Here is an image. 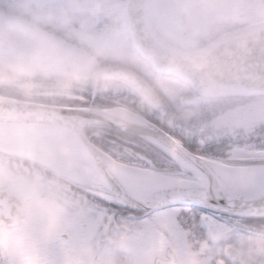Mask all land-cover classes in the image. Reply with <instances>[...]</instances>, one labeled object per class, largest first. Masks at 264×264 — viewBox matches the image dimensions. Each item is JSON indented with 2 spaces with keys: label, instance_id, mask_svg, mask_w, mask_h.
I'll return each mask as SVG.
<instances>
[{
  "label": "flooded vegetation",
  "instance_id": "flooded-vegetation-1",
  "mask_svg": "<svg viewBox=\"0 0 264 264\" xmlns=\"http://www.w3.org/2000/svg\"><path fill=\"white\" fill-rule=\"evenodd\" d=\"M206 1L210 0H177L176 2L167 0L164 8L168 12L167 15L185 21L178 41L175 36H171L172 39L169 40L162 29L154 24L155 21L153 22L149 14L150 7L153 5L160 10L161 6L157 0H148V22L151 32L171 50L189 57L199 54L208 55L224 41L252 35L264 28V0H212L208 6ZM96 2L97 0H0V14H3L4 20V39L7 31L9 40L18 41L8 46L0 44V48L6 49L5 51L0 49V57L31 59L32 64L37 65L39 74L52 76L74 71L93 49L99 50L98 60L103 61L110 55L122 53L127 55L136 67V34L131 30L127 16L129 0H99L103 11L90 12L89 5ZM49 14H55V17L52 20L45 19ZM195 15L197 20L194 18ZM38 18L42 23L40 26H34ZM201 20L203 24L200 28ZM57 25L62 26L57 27ZM186 37L194 38L198 44L193 47L192 54L187 53L189 47L184 46L180 49L178 46V43ZM146 56L151 57V55ZM167 74L168 72L154 69L153 76L159 77L156 81V91L161 101L158 105L159 109L149 106L145 108L152 122L166 132L170 130L168 128H174L173 120L166 117V110L181 113L183 107L181 99L169 98L171 95L164 83ZM26 76L21 83L13 85H20V91L27 94L14 92L8 94L9 97L15 99L21 97L22 99L19 100L38 102L39 100L32 97L39 98L41 95L30 94L33 89L34 92L41 91L46 96L54 93L56 96L71 97L69 94L46 91L43 84L51 83L50 80L38 81L29 73ZM36 82L38 86H33ZM212 92L208 96L200 95L204 101L205 98L210 100L206 102L202 100L198 107L199 114L203 120L205 119L200 131L202 144L206 142L203 133L206 124L210 122V117L213 128L212 140L217 143L223 141L224 152H227L230 146L251 147L264 143V112L256 124H252L253 121L249 118L240 123L235 122L233 118L237 113L251 109L254 104L264 106L263 89L251 91L243 87L235 90L216 88ZM71 93L79 95L75 98L91 101L98 92L94 94L93 89H80ZM133 93L135 94L134 91ZM178 105L180 108H177ZM210 105H213L212 112L207 111ZM85 133L98 148L100 146L92 140V137L108 135V132H90L87 129ZM168 133L177 139L175 132V135ZM24 143L31 150L22 149L24 156L21 157H26L31 162L34 173H40L41 177L46 176L43 180L47 185H53L55 190L53 195L45 193L40 195L39 204L48 206L53 197L56 198L57 203L65 202L62 208L52 206L48 208H54L53 211H46V215L50 214L49 218L53 217L52 221L60 225L59 228L51 230V234L57 236L55 240L58 243L53 249L52 264H60V262L62 264H186L181 252L175 249L177 245L165 241L171 238V231L159 226V228L144 227L135 220L119 216L113 219L110 212L105 211L107 205L96 197L108 196L106 182L100 178L98 172H95L83 153L77 158L71 154L72 148L83 149L78 140L70 138L64 142L55 139H36L24 141L22 145ZM59 147L66 148L70 152L65 154L62 151L61 155H58L51 150ZM100 149L105 151L103 148ZM2 154L8 155L7 163L13 164L11 157L16 155ZM202 223L205 225L203 228L189 225L179 229L182 232L183 245L192 258L188 264H197V261L200 262L199 264H243L241 257L245 251V241L250 239L253 233L262 234L259 226L264 224V217L237 215L227 224H222L224 226L212 220ZM111 238L120 240L122 244L111 245L109 242ZM229 250L231 257L228 255ZM169 253L175 258L170 259Z\"/></svg>",
  "mask_w": 264,
  "mask_h": 264
},
{
  "label": "water",
  "instance_id": "water-1",
  "mask_svg": "<svg viewBox=\"0 0 264 264\" xmlns=\"http://www.w3.org/2000/svg\"><path fill=\"white\" fill-rule=\"evenodd\" d=\"M127 16L131 29L136 34V46L144 53L152 55L155 67L162 70H177L187 77L193 90L200 95H208L216 88L235 90L240 87L251 91L264 90V85L257 81L264 78V28L248 36L231 39L220 43L208 55L217 72L209 81L211 90L202 82L190 66L189 57L183 56L164 45L151 32L148 22V0H129ZM4 40V20L0 14V41ZM2 44V43H0ZM4 45V44H3ZM4 51L5 48H0ZM170 65V66H166ZM45 90H53L51 83H44ZM80 90V89H77ZM75 90V91H77ZM96 93V91L94 90ZM153 107L159 109L160 96ZM149 106V105H148ZM87 128L113 129L133 134L163 151L168 156L183 158L186 148L158 125L145 118L121 110L60 107L46 104L16 100L0 96V130L12 132L57 131L69 135L71 139L80 142L83 153L95 172L104 182L106 176H117L125 173L129 166L124 165L95 146L86 136ZM0 151L24 156L21 149L5 148L0 145ZM4 191H0L3 193ZM238 216L264 217V204L241 202L238 205ZM231 257V250L228 251ZM169 258L173 259L169 253Z\"/></svg>",
  "mask_w": 264,
  "mask_h": 264
},
{
  "label": "snow or ice",
  "instance_id": "snow-or-ice-1",
  "mask_svg": "<svg viewBox=\"0 0 264 264\" xmlns=\"http://www.w3.org/2000/svg\"><path fill=\"white\" fill-rule=\"evenodd\" d=\"M185 148L191 155L182 159L158 157L161 168L130 165L121 175L106 176L108 196L96 198L113 219L152 227L167 217L172 229L203 228L207 220L227 224L241 202L264 204V143L227 152L223 141L214 140Z\"/></svg>",
  "mask_w": 264,
  "mask_h": 264
},
{
  "label": "clouds",
  "instance_id": "clouds-1",
  "mask_svg": "<svg viewBox=\"0 0 264 264\" xmlns=\"http://www.w3.org/2000/svg\"><path fill=\"white\" fill-rule=\"evenodd\" d=\"M90 12L99 13L103 11L99 0L89 5ZM55 14H49L45 19L52 20ZM42 21L38 18L34 26H40ZM62 25H57L61 27ZM8 33L5 32V39L0 43L8 46L18 43L17 40H9ZM99 50H91L84 58L81 65L70 73L48 76L43 74L45 79H49L55 93L68 94L77 89H93L100 94L107 93L115 88H128L135 92L140 103L149 106L154 105L158 99L156 91L157 76L149 75L145 79L130 62L127 55L116 53L108 56L102 63L97 62ZM190 66L197 70L194 74L204 82L206 91L211 90L209 81L223 69L216 68L210 58L204 54L189 56ZM33 63L29 59L24 66L12 61L0 66V86L19 84L27 74V68ZM170 66V65H166ZM259 85H264V78L257 81ZM5 160L9 159L5 155ZM13 164H19V168L14 167V171H19L26 176H34L31 162L26 157L16 155L11 157ZM7 167V165H5ZM41 171H43L41 169ZM39 179H46V176ZM63 201L57 203L55 197L48 206H41L30 194L10 193L5 191L0 193V264H20V257L17 255L18 243L23 239L25 230L32 227V221L37 215L46 213L48 207L55 206L62 208ZM56 221L45 222L40 226L37 239L33 242L34 248H39L43 238L50 230L59 228ZM262 234L253 233L250 239L245 241V251L241 257L243 264H264V224H261Z\"/></svg>",
  "mask_w": 264,
  "mask_h": 264
},
{
  "label": "rangeland",
  "instance_id": "rangeland-1",
  "mask_svg": "<svg viewBox=\"0 0 264 264\" xmlns=\"http://www.w3.org/2000/svg\"><path fill=\"white\" fill-rule=\"evenodd\" d=\"M177 0H175L176 2ZM210 1H206V6H208ZM154 2V1H153ZM160 2V3H159ZM157 3L161 6L160 10H157L155 6L151 5L149 14L151 15V18H153V22L155 21V25H157L159 28L162 29V32L171 40V36H175V39L180 41L181 32L184 28L185 21H180L179 19H174L173 17H169L167 14V10L164 9L167 5V0H157ZM190 8V6H189ZM192 8V7H191ZM194 14V13H193ZM155 18H154V16ZM202 15V14H201ZM196 19V15L194 16ZM194 19V20H195ZM197 20V19H196ZM157 21V23H156ZM203 24V20L200 21V28ZM127 32V30H126ZM129 32V29H128ZM197 46L196 40L194 38H183L181 43H178V46L180 49H183L184 46L189 47L188 52L189 54H192L194 52L193 47ZM15 61L19 63L21 66H24L28 60H22L14 57H0V64L2 66L4 63H9ZM104 61V60H103ZM103 61L98 60V63H102ZM36 64H31L27 68V73L31 74L34 79H37L38 81H47L49 79H45L43 74H39L37 70ZM154 66L152 64V58L150 56L142 55L138 53L136 48V69L137 71L145 78L147 79L149 75H153L154 73ZM27 75V74H26ZM25 75V77H27ZM49 77L52 75H48ZM165 86L168 90V93L172 96L173 99H176L174 97L177 96V98L181 99L183 102L182 111L179 114L182 117V121L184 123H187L188 119H191V117L194 114H197L195 109L199 107V105L202 103V100L204 99L201 96L194 95L191 93V85L187 78L183 77L177 70L172 69L168 71V74L164 78ZM38 86L37 82L34 83L33 86ZM26 86V85H22ZM31 85V87H33ZM20 85L19 86H0V95H6V94H12V93H24L20 91ZM29 90H31L29 88ZM34 90V89H33ZM30 91V94L33 95H43L41 91ZM24 91V90H23ZM115 91V90H114ZM28 92V91H27ZM215 92V91H214ZM27 94V93H24ZM29 95V94H28ZM72 98L78 97V94H69ZM48 96H56L53 94H49ZM213 96V92L211 94V97ZM203 102H206L208 99ZM210 101V100H208ZM177 108H180L179 105ZM179 110V109H178ZM211 112L213 111V105H210ZM249 110V111H248ZM252 110V111H251ZM248 111V112H247ZM262 112H264V106L260 105H252L251 109H247L246 111H241L236 114L234 118V121L237 123H240V121L249 118L250 121H253L252 124H256L258 122V118L262 117ZM264 114V113H263ZM229 115V114H228ZM190 121V120H189ZM212 122V121H211ZM7 165V167H5ZM19 168L20 165L18 164H9L7 161L0 155V191L6 190L10 193H27L30 194L32 199H34L38 204L40 203V195L43 193L47 195H53L55 194V190L53 189V185H47L46 181L43 179H39L42 175L40 173H34V176L37 179H33L32 176H26L22 174L19 171H14L13 169ZM48 211H53L54 208L47 209ZM50 215V214H49ZM49 215L43 214V215H37L33 221H32V227L30 229L25 230L23 233V239L18 243L17 248V255L20 257V264H52L51 259L53 258V249L58 244L55 240L57 238L56 235H52V231L50 230L47 235L43 238V241L40 245V247L34 248L33 242L37 239L38 232L40 229V226L45 222H52L53 217L49 218ZM48 218H44V217ZM42 217V218H41ZM164 227L165 229L172 232L170 235L171 238L165 239L167 243H175L177 247L175 248L177 251L179 250L183 256V261L188 264L190 261H192V258L189 256V253L185 246L183 245V242L181 240L182 232L179 231V228L172 229L169 227V223L167 220V217H162L160 221L158 222V225L155 226L156 228ZM221 226H224L221 224ZM59 237V236H58ZM111 245L119 246L122 243L120 240H117L115 238H111L109 240ZM136 250V248H135ZM136 252V251H135ZM185 254V255H183ZM66 257V256H65ZM144 259V258H141ZM198 260V259H197ZM200 260V259H199ZM65 262V260H64ZM196 262V261H195ZM200 262L197 261V264ZM57 264V263H56ZM60 264H62L60 262Z\"/></svg>",
  "mask_w": 264,
  "mask_h": 264
},
{
  "label": "trees",
  "instance_id": "trees-1",
  "mask_svg": "<svg viewBox=\"0 0 264 264\" xmlns=\"http://www.w3.org/2000/svg\"><path fill=\"white\" fill-rule=\"evenodd\" d=\"M115 90V91H114ZM107 93L100 94L97 93L93 96V99H79L63 96H41L39 98L32 97L38 102L43 103H55L60 105H74V106H90L98 108H113L117 106H125L132 111L138 112L152 121L151 116L146 113V104L140 103L138 97L133 93L131 89L128 88H116ZM191 93L197 95L193 90ZM55 95L54 93H51ZM71 94V93H68ZM8 95V94H6ZM22 99L21 97H18ZM169 98H172L170 96ZM174 98H177L174 97ZM173 99V98H172ZM197 114H194L191 119H188L187 123L182 121V117L179 115V112H169L166 110V117L173 120L174 128H168V132L171 134L176 133L175 137L185 146L192 145L195 142H201V128L202 123L204 122L202 116L199 114V108L195 109ZM208 112H211L210 106L208 107ZM210 122L206 124L205 135L206 141L212 140V123L211 117L209 118ZM190 120V121H189ZM208 120V119H207ZM90 132L100 131L108 132V135L102 134L100 136H93L92 140L96 142L100 148H103L108 152L112 157L120 159L124 162L135 163L143 167H150L155 163L156 168H161L164 165L160 163L158 157L168 159V156L165 155L161 150L156 148L150 143H146L143 140L126 133L115 134L113 130H105L98 128L87 129ZM4 158L5 155L0 153ZM13 161V160H12Z\"/></svg>",
  "mask_w": 264,
  "mask_h": 264
},
{
  "label": "bare ground",
  "instance_id": "bare-ground-1",
  "mask_svg": "<svg viewBox=\"0 0 264 264\" xmlns=\"http://www.w3.org/2000/svg\"><path fill=\"white\" fill-rule=\"evenodd\" d=\"M43 140V139H55L60 141H68L70 140V136L66 135L61 132L57 131H29V132H12L11 130H0V145L5 148H11V149H23L26 151H29V146L24 143L25 141H34V140ZM31 150V149H30ZM44 150V149H43ZM56 154L61 155V152L68 154V149L66 148H54L51 149ZM60 153V154H59ZM72 156L78 157L80 153V149L76 147L75 149L72 148Z\"/></svg>",
  "mask_w": 264,
  "mask_h": 264
}]
</instances>
